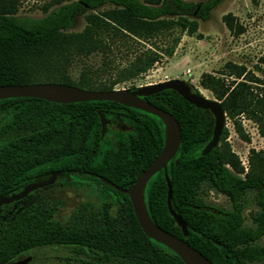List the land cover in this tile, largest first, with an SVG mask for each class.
Wrapping results in <instances>:
<instances>
[{"label": "trees", "instance_id": "16d2710c", "mask_svg": "<svg viewBox=\"0 0 264 264\" xmlns=\"http://www.w3.org/2000/svg\"><path fill=\"white\" fill-rule=\"evenodd\" d=\"M221 1L70 0L43 17L31 18L14 15V0H0V85L43 81L110 90L171 56L180 38L176 31L194 33L195 19H206ZM103 4L108 7L88 13ZM82 14L84 28L69 31L74 18ZM223 21L230 32H240L231 13ZM165 38L171 41L136 50L121 66L108 57L116 43L129 48V40ZM94 53L104 58L101 69L112 71L102 76L100 68L85 67L73 79L68 71L72 60ZM225 68L218 75L202 73L200 86L220 102L226 117L243 114L264 134L263 81L243 65L227 62ZM142 98L171 113L181 131L175 155L145 185L143 198L151 220L213 264H264V245L259 243L264 236V150H251L248 171L240 176L243 168L224 141L225 128L218 144L202 153L214 126L208 110L188 103L169 88ZM99 112L108 120L103 135ZM163 140L164 125L157 116L115 101L0 99V196L18 192L54 172L67 175L20 200L0 205V264L48 245L68 246L76 255L94 257L95 264L108 260L115 264H184L141 230L128 194L118 190L131 187L159 154ZM165 174L171 186V207L186 222L185 236L167 209ZM202 184L225 195L231 208H210L199 194ZM52 186L88 188L96 202L93 206L82 203L66 216H57L63 200L42 194ZM249 190L255 191L257 211L253 225L245 226L242 201Z\"/></svg>", "mask_w": 264, "mask_h": 264}, {"label": "rangeland", "instance_id": "374dc122", "mask_svg": "<svg viewBox=\"0 0 264 264\" xmlns=\"http://www.w3.org/2000/svg\"><path fill=\"white\" fill-rule=\"evenodd\" d=\"M70 0H14L17 17L40 18L55 10L60 5ZM194 2L202 0H193ZM108 5H100L89 12L101 11ZM87 13V12H86ZM231 13L239 33L230 32L223 21V16ZM196 31L187 33L176 31L179 41L171 56L162 57L146 72L133 79L115 85V88L138 87L145 84L157 83L171 78H180L190 83L198 92L208 98H214L212 93L200 86V76L204 72H224L225 64L233 62L245 66L246 70L253 71L264 83V0H223L213 8L206 19L196 18ZM86 24L84 15L74 18L69 31H80ZM171 41L165 38L163 41L152 39L146 42L129 40V48L125 43L112 45V53L109 58L114 59L116 66H121L131 57L134 51L155 46H163ZM121 42V41H119ZM101 53H94L88 57L74 58L68 69L70 76L77 79L82 68H100L99 74L107 76L110 71H103ZM228 77L227 75H225ZM229 78V77H228ZM43 82V81H39ZM37 83V82H36ZM226 130L225 143L230 151L237 157L243 171V176L248 171V158L251 150H264V134L258 125L250 118L241 114L234 119L225 116L224 126ZM220 144V143H219ZM67 178L60 175L56 179ZM44 196H57L63 200L62 206L57 211V216L66 213L80 199L78 190L52 186L42 190ZM199 194L212 209L228 210L231 208L230 200L223 194L202 184ZM254 190H249L243 197V225L252 226V217L257 211L254 203ZM264 245V236L259 241ZM27 259L25 264H93L96 259L86 255H76L68 246L48 245L36 247L27 252L21 259ZM84 260V262H79ZM106 264H115L106 261Z\"/></svg>", "mask_w": 264, "mask_h": 264}, {"label": "water", "instance_id": "95a60500", "mask_svg": "<svg viewBox=\"0 0 264 264\" xmlns=\"http://www.w3.org/2000/svg\"><path fill=\"white\" fill-rule=\"evenodd\" d=\"M167 88L176 91L188 103L198 108L208 110L214 117L211 139L206 143L202 151L203 154L209 152L218 144L219 136L224 126L225 112L217 99L208 98L191 91L187 82L180 78H171L157 83L141 85L133 90L124 87H114L110 90H89L57 82L4 84L0 85V99L11 97H34L56 103L110 100L157 116L164 125L163 146L159 154L136 177L129 189L118 188V190L128 194L129 201L139 227L149 238H152L172 250L184 264H213L202 253L194 249L182 238L165 231L154 223L149 217L145 207L143 198L145 185L154 173L162 168H165L168 161L173 158L180 143L181 131L179 123L171 113L148 102L142 97ZM98 114L101 124V135H103L108 120L104 117L102 112H99ZM60 174V172H54L44 179L26 184L18 192L0 196V205L20 200L35 189L51 185ZM103 180L106 183H109L106 179ZM165 180L167 184V209L185 236L187 234L186 222L171 207V186L167 174H165ZM26 262L27 259L24 258L12 261L8 264H25Z\"/></svg>", "mask_w": 264, "mask_h": 264}, {"label": "flooded vegetation", "instance_id": "af4514ba", "mask_svg": "<svg viewBox=\"0 0 264 264\" xmlns=\"http://www.w3.org/2000/svg\"><path fill=\"white\" fill-rule=\"evenodd\" d=\"M112 126L115 127L117 125L114 124ZM121 128L122 129H125L126 127H125V125H122ZM51 185H53V183ZM48 186H50V185H48ZM45 187H47V186H45ZM42 188H44V187H42ZM73 190H75V191L78 190V192L80 194V199H79V201L72 208H74L76 206H80L82 203H85V202L91 203L92 206L95 204L96 197H95V194H94L93 191L89 190L88 188L87 189L86 188L73 189ZM72 208L70 210H68L66 213L61 214L60 216H66V214L70 213V211L72 210Z\"/></svg>", "mask_w": 264, "mask_h": 264}]
</instances>
